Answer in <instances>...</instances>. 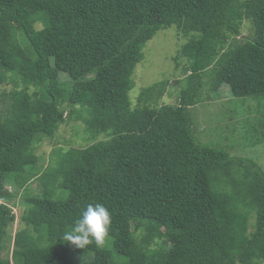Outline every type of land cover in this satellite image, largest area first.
<instances>
[{"label":"trees","instance_id":"16d2710c","mask_svg":"<svg viewBox=\"0 0 264 264\" xmlns=\"http://www.w3.org/2000/svg\"><path fill=\"white\" fill-rule=\"evenodd\" d=\"M244 20L253 36L236 41ZM171 26L191 36L178 104L146 105L164 81L131 110L143 49ZM4 83L13 89L0 117V264H264L261 171L198 143L190 117L209 100L204 85L264 102V0H0ZM67 122L108 140L56 148L55 166L38 173L34 145ZM32 179L41 193L25 200L9 260L18 204L3 182L23 190ZM89 204L110 212L109 236L79 249L62 237Z\"/></svg>","mask_w":264,"mask_h":264},{"label":"rangeland","instance_id":"374dc122","mask_svg":"<svg viewBox=\"0 0 264 264\" xmlns=\"http://www.w3.org/2000/svg\"><path fill=\"white\" fill-rule=\"evenodd\" d=\"M250 24L248 20L242 22L240 36L236 37V41L252 38L253 29ZM35 27L40 29L41 25L38 24ZM190 38L191 36L182 34L176 26H171L160 30L147 42L143 49V60L137 64L132 74L134 84L129 92L131 110L143 107V103L139 102V96L144 89L164 81H168V85H164L161 90L157 89V91H162L161 95L156 99H151L146 105L159 107L164 104L170 106L178 104L180 91L189 75V62L181 56V50ZM24 45L27 47L28 43L24 42ZM208 74L209 76L205 78L206 84L211 79L210 72ZM62 75L64 74H60L61 81L67 82V77ZM12 89V83L0 85V117L7 113V105L10 102L8 93ZM202 93H209V100H203L190 109L192 131L197 142L203 146L223 151L233 159H241L253 164L250 167L259 168L261 178L264 179V140L261 137L262 103L264 102L261 98L256 101L251 98L236 99L231 95L227 86H222L216 92H212L204 85ZM204 99L207 98L204 97ZM71 126H74L75 132L73 139ZM84 128L81 122H67L59 128L53 138L39 140L33 147L34 156L39 158L35 171L42 173L48 164L51 167L55 166L50 160L56 148L83 149L91 144L108 140L107 135L102 133L98 135L84 133ZM69 139L72 142L64 143ZM52 160H55V157H52ZM235 175L233 173V176ZM3 186L7 192L16 195L15 201L18 204L12 209L15 222L9 230V236L6 237V248L3 252V257L11 260L15 233L23 226L20 223V216L26 208L25 200L40 195L41 189L33 179L23 190H18L11 181H4ZM169 245L168 243L166 249ZM75 259L80 260V257L77 256Z\"/></svg>","mask_w":264,"mask_h":264},{"label":"clouds","instance_id":"9594fccd","mask_svg":"<svg viewBox=\"0 0 264 264\" xmlns=\"http://www.w3.org/2000/svg\"><path fill=\"white\" fill-rule=\"evenodd\" d=\"M111 222V214L103 204H89L62 240L79 249L88 245L103 247L109 236Z\"/></svg>","mask_w":264,"mask_h":264}]
</instances>
